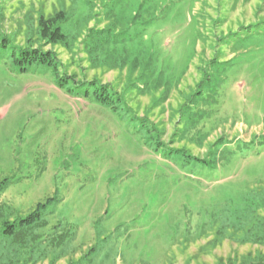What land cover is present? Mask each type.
<instances>
[{
	"label": "rangeland",
	"instance_id": "rangeland-1",
	"mask_svg": "<svg viewBox=\"0 0 264 264\" xmlns=\"http://www.w3.org/2000/svg\"><path fill=\"white\" fill-rule=\"evenodd\" d=\"M2 40L57 71L0 51V264H264V0H0Z\"/></svg>",
	"mask_w": 264,
	"mask_h": 264
},
{
	"label": "trees",
	"instance_id": "trees-1",
	"mask_svg": "<svg viewBox=\"0 0 264 264\" xmlns=\"http://www.w3.org/2000/svg\"><path fill=\"white\" fill-rule=\"evenodd\" d=\"M49 20L41 21L39 23L41 35L52 43H56L64 40V36L60 33L58 28L50 27ZM0 51L2 53H8L10 59H12V65L19 69L20 72H25L27 66L36 64L46 66L48 69L56 73L57 62L51 52H41L39 50H23L17 47H9V43L2 40L0 42ZM104 89V88H103ZM4 182H0V189ZM52 199H48L45 204H38L35 210L28 214L25 218L19 219L15 224H4V233L8 236H12L16 230L24 231L34 227H43L45 222L41 220V210L51 202ZM58 241V240H57ZM261 264V263H257Z\"/></svg>",
	"mask_w": 264,
	"mask_h": 264
}]
</instances>
